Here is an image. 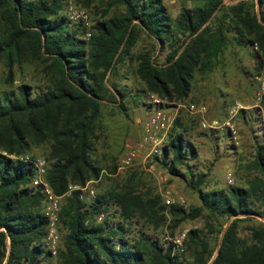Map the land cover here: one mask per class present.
<instances>
[{
  "label": "trees",
  "instance_id": "16d2710c",
  "mask_svg": "<svg viewBox=\"0 0 264 264\" xmlns=\"http://www.w3.org/2000/svg\"><path fill=\"white\" fill-rule=\"evenodd\" d=\"M76 1L88 7L93 0ZM195 1L199 5L182 9L173 23L162 0H109L108 7L119 5L123 12L97 21L93 38L86 43L80 38V28L62 15L65 0H0V58L7 61L10 80L14 62L31 59L44 64L49 82L37 92L22 84L17 93H0V264H50L44 197L31 186L36 177L35 159L25 154L32 146L46 145L45 179L59 197L65 196L71 185L83 187L99 178L101 168L93 158V140L101 105L110 102L112 90L124 96L108 83L107 75L129 56L139 31L170 49L164 64H156L143 53L136 68L146 90L169 101L188 97L196 71L212 70L229 33L239 45L256 46V55L263 61L259 65L264 64V0H240L229 6L223 0ZM219 14L227 17L228 23L219 20L214 27L211 21ZM262 104L264 107V94ZM117 106L121 112L126 110L121 100ZM179 123L175 119L173 125ZM189 153L194 156L185 146L183 132H175L163 148L162 161L172 155L171 174L182 177L175 164L187 161ZM255 167L259 175L250 182L249 190L231 187L204 193L205 175H197V180L189 183L212 218H234L215 255L200 230L188 233L191 262L173 255L174 245L163 247L143 232L136 240L127 238L123 221L129 222L135 215L156 228L166 220L159 198L123 191L108 199L96 196L87 203L79 199V191H72L60 212L59 223L65 233L56 257L58 264H264V224L250 228V242L242 240L237 230L240 215L264 217V143L257 145ZM253 199L260 202L261 211L251 207ZM168 211L180 217L175 221L178 226L198 216L201 209L186 215L183 208L172 205ZM101 214L104 220L97 224L96 217Z\"/></svg>",
  "mask_w": 264,
  "mask_h": 264
},
{
  "label": "rangeland",
  "instance_id": "374dc122",
  "mask_svg": "<svg viewBox=\"0 0 264 264\" xmlns=\"http://www.w3.org/2000/svg\"><path fill=\"white\" fill-rule=\"evenodd\" d=\"M108 1L93 0L87 7L77 3L76 0H65L62 15H65L71 25L80 28V38L88 43L93 38L97 21L123 12L122 6L108 7ZM223 1L229 6L240 0ZM162 2L173 23L178 21L182 9H191L199 5L195 0H162ZM71 3L88 13L91 34L88 39L87 27L82 23L73 22L68 16ZM219 20L228 23L229 19L219 14L211 21L214 27ZM2 32L3 27L0 22V38ZM227 38L228 43L216 59L212 70L196 71L193 74L188 97L183 101H177L175 98L169 101L149 93L146 86L137 78L136 68L138 58L143 53L149 54L156 64H164L170 49L167 45L165 48L160 47L153 39L139 31L129 56L120 61L113 72L107 75L108 83L115 85L124 96L119 97L113 90L109 93L110 102L102 103L100 120L95 128L93 158L96 165L101 168V173L97 180L89 182V187L94 189L97 197L104 196L107 199L110 195L123 191H134L135 195L140 196L150 195L152 199L159 198L158 206L164 207L166 214V220L159 227L148 224L139 214L129 222L123 221L122 226L127 231V238L136 240L143 232L146 237L158 241L163 247L171 245L173 239L185 234L181 246L173 249V255L182 262H191L193 257V249L188 246L189 231L200 230L205 234L208 237V249L214 250L215 255L223 232L234 219L212 218L203 208L197 193L190 187L191 179L196 181L197 175H205L201 189L207 193L218 190L228 191L231 187L249 190L250 182L259 175L255 167V156L257 145L264 143L263 95L259 97L258 94L259 79L264 80V64L259 65L263 61L256 55V46L239 45L230 33ZM43 69L44 64L31 59L23 60L21 64L14 62L13 76L10 80L7 61L5 58H0V93H17L16 89L22 84L31 86L34 92H37L36 89H44L49 82ZM118 100L122 101L126 109L124 112L118 108ZM236 103L241 107L232 122L238 131V146L234 145L226 130H208L201 126L203 121L225 123L228 120L229 110ZM190 104L205 106L206 114L201 116L191 113L188 110ZM156 108L174 113L176 119L180 120V125L174 124L167 133L157 135L161 146V157H148L151 147L146 145L141 148L138 159L131 167L122 168L123 158L129 149L140 144L144 124ZM175 132H183L185 146L190 147L194 152L193 157L190 153L185 157L187 161L175 164L182 177L171 174L172 155L165 163L164 160L162 161L163 148ZM46 152V145L32 146L25 156L45 161ZM10 158L17 157L10 156ZM186 163L194 173V178H191ZM228 173L232 175L230 179L227 177ZM67 198L68 196L61 198V207ZM167 199L172 201L170 205L165 203ZM85 201L90 203L91 200ZM249 202L254 210L261 211L260 202L256 199ZM172 205L183 208L186 215L191 213L192 209H201V212L198 216L183 220L175 226V221L180 217H174L169 213V207ZM238 218L240 219L238 236L250 242V228L264 224V217L240 215ZM96 223L98 224L97 217ZM211 229L213 232L210 234ZM59 233L60 236L65 233L60 223ZM56 257L57 255L52 257L49 263L58 264Z\"/></svg>",
  "mask_w": 264,
  "mask_h": 264
},
{
  "label": "built area",
  "instance_id": "2783aa9c",
  "mask_svg": "<svg viewBox=\"0 0 264 264\" xmlns=\"http://www.w3.org/2000/svg\"><path fill=\"white\" fill-rule=\"evenodd\" d=\"M68 16L73 22L82 23L87 27L86 38L88 39L91 34L89 32V19L88 13L79 7L73 6L72 3L68 9ZM260 88H259V97L264 94V80L259 79ZM240 104L236 103L233 105L231 110L228 112V120L225 123L219 124L217 121L208 123L203 121L201 123L202 128L208 130H220L224 129L229 133V136L234 143L238 146V131L232 122V119L237 114ZM188 110L191 113L200 114L204 116L206 114V107L202 105L190 104ZM176 119V115L168 110L156 108L147 118L144 124L143 137L140 141V144L134 148L129 149L127 155L123 158L121 162L122 168H129L133 165L134 161L138 159L140 150L143 146L149 145L151 148L148 153V157H161V146L157 135L160 133H167L170 127L173 125ZM28 159V157H25ZM22 159V158H21ZM34 166L36 168V177L33 179L31 186L38 188L44 197V216L47 220V235L45 238L46 250L50 252L52 257H55L58 253L61 244V236L59 233V221H60V212H61V198L54 194L52 188L45 179L47 172V163L43 159H36L34 161ZM231 173H228V179L231 178ZM72 191H79L78 197L81 201L83 200H94L97 196L94 189L89 187V183L85 186H70L69 191L65 196H70ZM171 200L167 199L165 203L167 205L171 204ZM103 221V215L97 217V222L101 223ZM185 234L181 237L173 239L171 242L174 245V248H179L182 244V240Z\"/></svg>",
  "mask_w": 264,
  "mask_h": 264
}]
</instances>
